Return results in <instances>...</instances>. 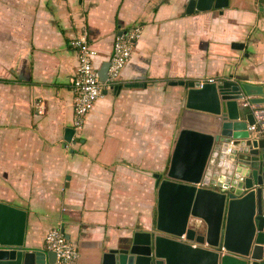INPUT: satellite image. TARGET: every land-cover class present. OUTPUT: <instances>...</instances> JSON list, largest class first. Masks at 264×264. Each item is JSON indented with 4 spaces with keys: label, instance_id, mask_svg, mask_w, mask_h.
Listing matches in <instances>:
<instances>
[{
    "label": "crops",
    "instance_id": "0c3cea01",
    "mask_svg": "<svg viewBox=\"0 0 264 264\" xmlns=\"http://www.w3.org/2000/svg\"><path fill=\"white\" fill-rule=\"evenodd\" d=\"M135 25L142 35L118 81L67 141L73 40L88 30L100 70ZM223 78L264 83V0L192 14L184 0H0V201L27 211V246L48 250L61 225L78 247L74 264H99L155 225L153 174L185 117V87L171 82Z\"/></svg>",
    "mask_w": 264,
    "mask_h": 264
},
{
    "label": "water",
    "instance_id": "95a60500",
    "mask_svg": "<svg viewBox=\"0 0 264 264\" xmlns=\"http://www.w3.org/2000/svg\"><path fill=\"white\" fill-rule=\"evenodd\" d=\"M230 1L184 0L187 14L223 9ZM109 66L99 70L103 82ZM171 84L185 87V117L168 166L153 174L155 225L105 250L99 264H264V135L249 130L251 105L264 109V83ZM74 134L67 128L65 139ZM27 218L26 210L0 201V264H58L54 251L27 246Z\"/></svg>",
    "mask_w": 264,
    "mask_h": 264
},
{
    "label": "built area",
    "instance_id": "2783aa9c",
    "mask_svg": "<svg viewBox=\"0 0 264 264\" xmlns=\"http://www.w3.org/2000/svg\"><path fill=\"white\" fill-rule=\"evenodd\" d=\"M142 31L140 25H135L115 38L109 60L108 78L105 82L101 81L99 70L94 63L97 52L91 46L88 30L84 28L73 40L72 46L78 51L79 59L75 75L71 79L75 94L73 120L75 132L83 130L88 115L104 95V91L118 81L122 70L132 57ZM244 104L250 105L248 100ZM251 107L254 108L255 123L249 126V130L254 136L264 135V109H255L256 105ZM45 246L57 254L58 264H74L78 259V247L67 239L61 225L53 227L47 233Z\"/></svg>",
    "mask_w": 264,
    "mask_h": 264
},
{
    "label": "rangeland",
    "instance_id": "374dc122",
    "mask_svg": "<svg viewBox=\"0 0 264 264\" xmlns=\"http://www.w3.org/2000/svg\"><path fill=\"white\" fill-rule=\"evenodd\" d=\"M166 164H167V163H166ZM168 164H169V163H168ZM167 166H168V165H167ZM167 166H166V167H167ZM166 167L164 168V170L166 169ZM164 170H163V171H164Z\"/></svg>",
    "mask_w": 264,
    "mask_h": 264
}]
</instances>
